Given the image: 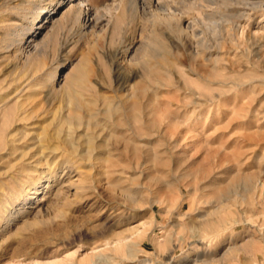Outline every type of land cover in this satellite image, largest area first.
<instances>
[{
  "label": "rangeland",
  "instance_id": "rangeland-1",
  "mask_svg": "<svg viewBox=\"0 0 264 264\" xmlns=\"http://www.w3.org/2000/svg\"><path fill=\"white\" fill-rule=\"evenodd\" d=\"M219 1L137 0L130 9V0H86L78 22L79 0H0V18L7 22L0 28L6 38L0 79L28 78L24 92L35 94L46 114L21 121L20 127L55 130L51 112L71 106L63 88L88 67L84 96L96 99L95 129L104 135L98 144L101 156H110L102 163L100 182L71 168L60 195L51 188L30 199L22 192L21 181L28 179L19 173L24 163L15 162L33 141L17 143L19 149L0 167V264H95L99 256L108 260L98 264H264V10L252 4L224 10L242 27L237 45L220 27L223 59L216 67L228 80L211 85L214 102H198L199 94L192 93L206 90L207 80L193 72L186 79L170 60L185 67L198 63L207 73L213 64L189 57L186 48L194 37L184 38L178 48L169 45L168 23L158 16L182 15L197 36L214 45L209 13ZM143 7L150 13L143 15ZM38 24L37 47L8 46ZM133 40L141 46V59L129 65L139 74L128 81L129 66L126 72L117 70L110 50ZM213 49L216 56L219 49ZM146 85L148 92L142 90ZM132 86L138 88L137 98L121 102ZM49 89L54 91L46 94ZM109 102L116 110L107 115ZM11 128L1 125L0 142ZM245 178H252L257 190L251 204L221 196ZM123 237L126 249L117 246Z\"/></svg>",
  "mask_w": 264,
  "mask_h": 264
},
{
  "label": "bare ground",
  "instance_id": "bare-ground-1",
  "mask_svg": "<svg viewBox=\"0 0 264 264\" xmlns=\"http://www.w3.org/2000/svg\"><path fill=\"white\" fill-rule=\"evenodd\" d=\"M136 2L137 0H130V9L135 7L133 5H135ZM219 2H221L219 4V8L217 9L212 8V10L209 13V16L213 20L212 22L214 23V25H210L208 27L209 31L212 32L213 34L212 38H214L213 39L214 45H212V43H210L205 37L197 36V33L195 32L196 28H194L193 23H191V20L189 21V19H184L182 15L170 11L168 13L162 14V16L160 14L158 15L162 19L166 20L168 23L167 25L168 31L166 32L167 34L166 39L170 41L169 45L178 48V45L181 46L185 44V42L182 41L184 38L187 39L188 37L191 38L194 37L195 39L194 40L191 39L189 46H187L186 48L189 57L193 59H197L198 57H201L204 61L203 62L204 65L213 64V68L210 70L209 73H207L205 71H202V69L198 67V63H193L189 67H185L182 62H176L170 60V64L172 66L173 65L178 66L180 73L186 79L189 80L190 79L189 73L193 72L210 83L209 85H207L206 90L198 89L192 92L194 94L195 93L199 94L198 102H203V101L214 102L216 100L217 95L216 92H211V90H213L211 85L216 83L226 84L228 80V76L224 72H221L218 69V67H216L218 63L223 59L222 55L220 54V52H222L223 50V45L218 40H220L221 39L220 37L224 35L221 32V30L225 26L226 34L228 32L231 33V36H233V41H235L233 42V45H237L239 29L242 26L240 25V21L235 18L234 14L230 13L229 15L228 12H224V10L229 5L232 4H246V5L252 4L254 5V8L256 7L264 10V0H220ZM77 5L78 6L76 7H78V12L75 14V20L79 22L81 21V12L84 10L82 7L87 5L86 0H79ZM149 9L151 10V8ZM142 10L144 11L143 15L145 14L147 15L148 13H150V11H147L148 9L146 7H143ZM244 12L239 14L240 18L245 16ZM86 13L89 14V12ZM153 14L156 16L158 13L155 11V13ZM172 18L173 20H176V25L172 23L171 20ZM220 18L224 20V21L222 20L220 21L222 24L218 23V20ZM226 19H230L231 21L227 20L225 23ZM5 20L6 18H0V28H1V23L2 24L7 23L5 22ZM186 20H188L187 24H185V22H182ZM155 22H156L155 19L151 20V23L153 25H155ZM40 25L41 24H38L37 27L34 26L36 28L35 30L33 26L29 27L28 28L30 29L29 31L34 30L33 33L28 31V34L24 35L26 34V32H24L23 34H21L20 37L16 38L15 41L9 42L8 46L16 42L19 46H24L28 48L37 47V42H35L37 38L33 36H34V32L38 30ZM121 26L122 25L119 24V26H117V29L118 27ZM5 39H6L5 36L3 37L0 35V47L3 46L2 42ZM136 43L137 42L133 40L130 42L123 43V45L115 46L111 48L110 56L116 60L115 61L116 68L117 70L121 71V73L126 72L130 68L129 65H131L133 62H135L139 58L141 59V56L140 55L138 56L137 54L138 53L137 49H139V47L141 46ZM155 46H158V44L155 43ZM214 47L219 49V53L216 56H214L213 54ZM147 55H148V51H145L144 56ZM2 57L3 56L0 54V60ZM151 68L156 69V65L152 66ZM89 73H90V69L86 67L79 76L74 75L73 77L70 78L71 83L69 84L68 88H63L68 93L67 100H68V105L69 106L71 105L70 108L60 112H58V110L51 112L50 116L52 119V123L55 124L56 122L55 130L53 129L51 131L49 128L41 127L42 133L32 132L31 130H29L27 126H25L23 129L22 127H20L21 121H29L31 118L32 119L40 118L38 120H41L42 117L46 115L44 113L45 110H41L42 102L34 100L36 95L33 93L31 94L28 93V95H26L24 92V90L26 89L25 88L26 84L25 85L22 84L23 82L27 81L28 78L24 79L25 76H17L14 77L11 81H8L5 78L0 79V129H1V125L5 122L10 123L11 126L13 125V128H11L10 131L8 132L6 131L7 133L5 135V140L3 142H0V151H2L0 153V162H1L0 167L7 155L9 156L11 154H14L19 149L17 143H19L24 139L27 140L30 139L31 141H33L26 145V148L21 152V156L17 158L15 162V164L18 161H22V163H24L23 166L20 168L19 173L27 175L28 179L21 181V186H22V192L30 199L36 197L37 196L36 194L39 193L40 191L45 192V194L48 193V191L51 188H54L55 195H60L61 188L64 186L66 181L65 176L68 172H70L71 168L82 169V172L84 173V177L86 179L90 180L93 183H98L100 182V177L102 175V168H101L102 163L106 161H110V156H106V157L101 156L102 149H100V147L103 145L98 144L99 142L98 139L102 138L104 135L103 133H100L99 131L96 130L98 129L96 128L97 121L94 118L96 112L93 111L96 105L95 103L96 99L94 97L86 98L84 96L85 95L84 90L87 88ZM126 74L127 75H125L126 76L125 79L129 81L131 78H134L139 74V70L136 68L135 69L130 68V70L126 72ZM166 75L168 76V81H171L169 80L172 79L171 72L167 71ZM74 84H77L78 87H74ZM132 88L134 87L132 86ZM67 89L70 91L68 92ZM142 90L148 92L149 85L144 86ZM53 91L54 89H49L46 94H50ZM137 91L138 88H134L133 92L123 96L121 102L127 103L129 102V99L131 100L136 99L138 96ZM109 103H110L109 107H107L105 111L107 115L112 114L113 111L116 110L115 106L112 105L111 102ZM85 116L88 117L87 120L84 119ZM109 138H111L110 132L105 135L104 139L107 142L108 141L107 139ZM129 140L134 144V147H136V141L132 139V137H130ZM82 163H86V164L83 165ZM59 171H61L60 175H59ZM20 179H22L21 176ZM231 185L232 187L230 189H228L227 191L223 190L224 192H221L222 193L221 196L227 199H231L232 200L231 202L233 201L240 202V199L244 200V202L246 200H248L249 202V199L252 198L251 195L254 194L252 192L256 190V188H254V180L252 178L251 179L245 178ZM255 195L256 194H254V196ZM129 196L133 197L131 194ZM223 203L224 202L222 201V204ZM225 205L226 204H224V206ZM7 206L8 205H6L5 207ZM124 240L125 237L121 238L117 242V246L122 249L123 248L126 249L125 248L126 242L123 243ZM197 240L195 241L197 242ZM202 240L205 241L204 239ZM101 260L107 261L108 257L99 256L98 259L94 260V263L98 264L100 263ZM146 260H149V258L147 257ZM52 262L53 261L49 263ZM40 263L41 262H36V264H40ZM174 263L178 264V262H174Z\"/></svg>",
  "mask_w": 264,
  "mask_h": 264
}]
</instances>
